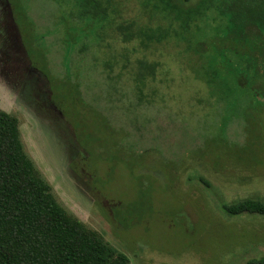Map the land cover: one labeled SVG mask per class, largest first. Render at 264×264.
Here are the masks:
<instances>
[{"label":"rangeland","instance_id":"1","mask_svg":"<svg viewBox=\"0 0 264 264\" xmlns=\"http://www.w3.org/2000/svg\"><path fill=\"white\" fill-rule=\"evenodd\" d=\"M142 1L112 0V22L157 27ZM79 10L75 0H0L2 68L28 54L64 117L26 106L1 78L0 107L20 120L59 201L130 264L263 257L264 214L232 215L225 205L264 202V62L253 56L248 66L226 48L225 22L194 35L201 47L188 53L175 38L147 49L124 42L115 24L99 36ZM140 59L158 63L141 99Z\"/></svg>","mask_w":264,"mask_h":264},{"label":"trees","instance_id":"2","mask_svg":"<svg viewBox=\"0 0 264 264\" xmlns=\"http://www.w3.org/2000/svg\"><path fill=\"white\" fill-rule=\"evenodd\" d=\"M75 1L80 7L76 18L95 23L99 36L107 24H115L109 11L112 0ZM141 4L159 24H115L124 42L137 40L147 49L175 38L186 43L184 50L189 53L201 47L194 35L212 28V22L218 23L215 29L225 22L226 48L241 51L248 66L254 57L264 62V0H143ZM157 66L138 60L135 80L140 99L142 83L155 76ZM74 90H80L79 83ZM225 209L232 215L264 214V202L248 198L226 204ZM130 263L127 253L59 201L25 149L20 120L0 107V264ZM245 264H264V256Z\"/></svg>","mask_w":264,"mask_h":264},{"label":"flooded vegetation","instance_id":"3","mask_svg":"<svg viewBox=\"0 0 264 264\" xmlns=\"http://www.w3.org/2000/svg\"><path fill=\"white\" fill-rule=\"evenodd\" d=\"M6 59L7 56H4L2 61L0 60V78L4 81V86L6 88L8 87L9 92L15 95L20 102L25 103L26 106L29 105L31 107L34 101L35 105L40 107V110L44 111L48 109L50 112L52 111L51 115L53 116L50 118L54 121L58 120L61 122L56 115L62 116V118L64 115L57 111L58 109L51 101L50 95H48V98L46 97V89L42 87L39 88L41 77L40 73H42V71L37 65L33 64L32 59L28 56V54V60L24 61L23 58V60L20 58L18 60L19 62L16 63V69H11L12 71L4 70L2 68L7 67L10 69L9 64L6 63ZM27 101H30V103ZM52 113H55V116Z\"/></svg>","mask_w":264,"mask_h":264}]
</instances>
